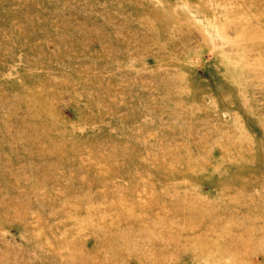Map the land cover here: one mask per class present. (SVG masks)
<instances>
[{"label":"rangeland","instance_id":"374dc122","mask_svg":"<svg viewBox=\"0 0 264 264\" xmlns=\"http://www.w3.org/2000/svg\"><path fill=\"white\" fill-rule=\"evenodd\" d=\"M0 264H264V0H0Z\"/></svg>","mask_w":264,"mask_h":264}]
</instances>
